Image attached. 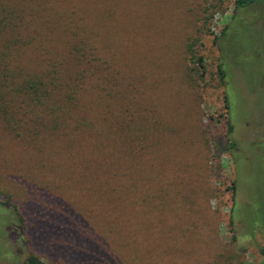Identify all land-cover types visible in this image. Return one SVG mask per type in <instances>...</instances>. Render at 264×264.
I'll use <instances>...</instances> for the list:
<instances>
[{
    "label": "rangeland",
    "instance_id": "374dc122",
    "mask_svg": "<svg viewBox=\"0 0 264 264\" xmlns=\"http://www.w3.org/2000/svg\"><path fill=\"white\" fill-rule=\"evenodd\" d=\"M34 1L4 72L59 97L0 73V264H264V1Z\"/></svg>",
    "mask_w": 264,
    "mask_h": 264
},
{
    "label": "trees",
    "instance_id": "16d2710c",
    "mask_svg": "<svg viewBox=\"0 0 264 264\" xmlns=\"http://www.w3.org/2000/svg\"><path fill=\"white\" fill-rule=\"evenodd\" d=\"M260 1L264 0H235V7L237 8H246L250 7L255 3H258ZM34 0H20L18 1V6H16L13 2H4V0H0V47L2 49V54L0 56V73L2 75V78L8 83L6 87H8L7 92L12 95V97L17 96H24L28 98L29 100H32L34 102H37L38 104L47 103V100L50 101L53 96L58 95V89L57 87H53L51 82L52 78H50L51 70H47L44 72H38V71H31L29 69V66H27L26 62L20 63L17 67H15L14 75L4 72L7 68L4 65H10L11 61L9 62L11 57V48L14 44H16V47H18L20 53L23 56V53L27 50L28 41L30 39V36L28 37L29 29H30V22H25L23 12L25 11V8L22 4L25 5V7H31L36 8L34 5ZM22 3V4H21ZM28 4V5H27ZM11 9L10 11L8 10ZM14 18V19H13ZM65 20V16H64ZM10 35V38L8 39L7 36ZM28 39V40H27ZM27 40V41H26ZM30 43V41H29ZM86 43H83L81 46H78L76 49V55L77 59L79 61L86 59V50L85 48ZM29 46V45H28ZM87 46V45H86ZM4 66V68H3ZM2 70V71H1ZM48 72V73H47ZM56 70L52 72L51 77L56 76ZM44 73V74H43ZM220 79L221 82L225 81L226 79V73L224 70L220 69ZM42 75H45L44 78ZM17 77H20L18 82L15 80ZM2 78H0V84H2ZM81 79V78H80ZM80 79L78 81H80ZM11 80H13L11 82ZM18 83V85L11 87L9 83ZM5 83V82H4ZM3 83V84H4ZM51 86V87H50ZM4 92V91H3ZM2 88H0V96H4ZM59 97V95H58ZM229 97L225 98L226 106L229 108ZM9 108L3 107L0 105V113H3V115H6V118L8 120V123L11 124L13 122V117H10L11 114L10 111H8ZM229 132H232V126H229ZM233 147L235 144H232ZM27 264H44L42 261H40L37 257L34 255H31L28 258Z\"/></svg>",
    "mask_w": 264,
    "mask_h": 264
}]
</instances>
